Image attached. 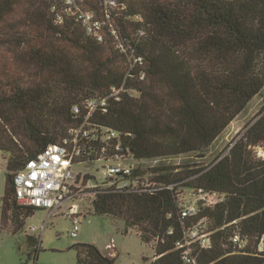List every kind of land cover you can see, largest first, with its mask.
Here are the masks:
<instances>
[{"label":"trees","instance_id":"trees-1","mask_svg":"<svg viewBox=\"0 0 264 264\" xmlns=\"http://www.w3.org/2000/svg\"><path fill=\"white\" fill-rule=\"evenodd\" d=\"M82 9L100 22L102 41L67 14L64 0H0L2 230L21 231L39 210L18 204L15 175L50 145L67 147L70 130L89 113L86 103L107 99L88 128L119 135L106 158L120 144L119 154L137 164L139 186L86 191L94 214L122 222L125 234L136 231L155 252L152 264H264V110L211 165L162 162L203 156L264 90V0H84ZM113 88H123L118 100ZM93 152L99 158L101 148L76 164L95 161ZM151 162L159 164L144 165ZM182 188L222 201L199 204L197 216L183 219ZM201 221L210 247H185L186 231ZM28 244L36 261L38 240ZM74 249L77 264H114L95 245Z\"/></svg>","mask_w":264,"mask_h":264},{"label":"built area","instance_id":"built-area-1","mask_svg":"<svg viewBox=\"0 0 264 264\" xmlns=\"http://www.w3.org/2000/svg\"><path fill=\"white\" fill-rule=\"evenodd\" d=\"M84 0H64L66 12L69 16L75 17L89 34H94L100 41L101 24L96 20L94 14L90 11L82 9ZM107 5H114L113 1H107ZM123 88H113L110 97L119 99ZM134 92H129V96H135ZM107 99L94 98L86 103L89 111L85 121L77 129L69 132L71 143L66 140L67 147L50 145L36 159L30 160L26 166L18 172L14 177L16 186V198L19 205L35 207L49 211V216L53 212L62 207L65 203L72 201L75 197L74 189L77 195L83 193L84 190H106V189H136L139 186V178L133 177L135 165L130 156L119 154L122 152L120 144L113 146V151L117 154L106 158L107 151L111 148L110 141L118 139L119 135L110 130L99 127L88 128L89 118L99 109L106 107ZM78 106L74 107V112L79 113ZM94 146L101 148L99 158L95 161L88 159L76 164V160L81 159L83 154H87ZM259 154L264 156V150H259ZM85 166L91 168L93 172L89 173L90 178L86 184L85 177L81 178L77 183V173L74 167ZM148 186V185H145ZM222 201L216 193H198L193 196V200H185L180 197L182 206L181 215L183 219L197 216L198 206L213 208ZM70 211L72 217L79 215L78 206L72 204ZM74 228L77 229L76 221ZM207 221H201L190 227L186 231L184 246L191 249L193 245H197L202 249H207L211 244V235L207 232ZM38 230L35 226L31 231ZM76 232L72 234L76 237ZM240 250H245L247 242L242 240L238 235L233 239ZM260 251L264 250V237L260 241ZM189 254V251H188Z\"/></svg>","mask_w":264,"mask_h":264},{"label":"rangeland","instance_id":"rangeland-1","mask_svg":"<svg viewBox=\"0 0 264 264\" xmlns=\"http://www.w3.org/2000/svg\"><path fill=\"white\" fill-rule=\"evenodd\" d=\"M263 110L264 90L249 103L245 111L229 125L203 156L183 155L163 160V164L193 166L196 169L211 165L219 156H225L229 152L235 142L260 118ZM7 158V154L0 151V264H77L74 246L78 244L97 246L103 254L114 259V264H152L155 256L153 248L145 245L136 231L125 234L122 222L113 221L106 215L94 214L92 198L86 194L88 190L56 209L51 216L47 210H37L17 233L2 230V198L5 195ZM158 164L159 162H151L144 165L155 167ZM133 165L137 166L135 163ZM73 170L81 178L93 172L85 166H76ZM147 178L146 176L143 180L147 181ZM178 191L181 193L180 197L193 200L194 195L190 190L182 188ZM72 204L78 206L79 215L76 217H72L70 211ZM74 221L77 224L76 230ZM35 226L38 230L31 231ZM74 232L76 237L72 236ZM28 237L38 240L36 261L29 256L31 249Z\"/></svg>","mask_w":264,"mask_h":264},{"label":"crops","instance_id":"crops-1","mask_svg":"<svg viewBox=\"0 0 264 264\" xmlns=\"http://www.w3.org/2000/svg\"><path fill=\"white\" fill-rule=\"evenodd\" d=\"M109 256V255H108Z\"/></svg>","mask_w":264,"mask_h":264}]
</instances>
